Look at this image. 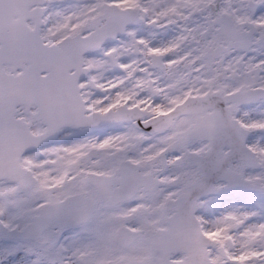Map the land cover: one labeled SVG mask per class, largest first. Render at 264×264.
Segmentation results:
<instances>
[{
  "label": "snow or ice",
  "instance_id": "obj_1",
  "mask_svg": "<svg viewBox=\"0 0 264 264\" xmlns=\"http://www.w3.org/2000/svg\"><path fill=\"white\" fill-rule=\"evenodd\" d=\"M0 264H264V0H0Z\"/></svg>",
  "mask_w": 264,
  "mask_h": 264
}]
</instances>
